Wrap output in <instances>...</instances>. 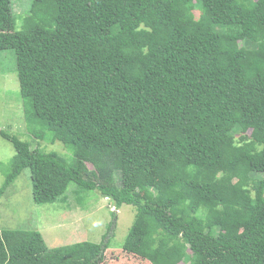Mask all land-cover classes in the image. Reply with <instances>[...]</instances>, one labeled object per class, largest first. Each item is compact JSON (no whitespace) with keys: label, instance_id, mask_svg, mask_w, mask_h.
<instances>
[{"label":"trees","instance_id":"1","mask_svg":"<svg viewBox=\"0 0 264 264\" xmlns=\"http://www.w3.org/2000/svg\"><path fill=\"white\" fill-rule=\"evenodd\" d=\"M15 25L0 0L35 144L0 131V198L28 169L37 206L72 186L77 204L133 207L118 249L144 264H264V0H33ZM0 264L71 263L38 231L0 228Z\"/></svg>","mask_w":264,"mask_h":264},{"label":"rangeland","instance_id":"2","mask_svg":"<svg viewBox=\"0 0 264 264\" xmlns=\"http://www.w3.org/2000/svg\"><path fill=\"white\" fill-rule=\"evenodd\" d=\"M32 6L33 0H11L17 29H21ZM27 104L20 95L15 53L11 48L0 49V131L34 145L31 126L26 120ZM35 141L46 151L68 154L58 141L53 144ZM13 155L12 145L0 136V187ZM71 189L72 186L68 188L65 203L37 206L32 201L29 170L24 169L0 198V228L40 232L49 252L64 255L71 264H84L92 255L93 250H85V243L99 244L105 241L103 236H110L112 248L104 252L97 264H144L118 249L133 223L134 208L123 205L115 210L113 202L97 192H90L89 198L80 205L70 193ZM75 243L82 244L83 248L65 246Z\"/></svg>","mask_w":264,"mask_h":264},{"label":"clouds","instance_id":"3","mask_svg":"<svg viewBox=\"0 0 264 264\" xmlns=\"http://www.w3.org/2000/svg\"><path fill=\"white\" fill-rule=\"evenodd\" d=\"M116 210V208H114Z\"/></svg>","mask_w":264,"mask_h":264}]
</instances>
